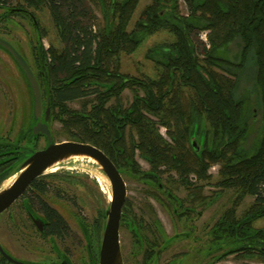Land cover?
<instances>
[{
	"label": "trees",
	"instance_id": "trees-1",
	"mask_svg": "<svg viewBox=\"0 0 264 264\" xmlns=\"http://www.w3.org/2000/svg\"><path fill=\"white\" fill-rule=\"evenodd\" d=\"M12 1L35 10L46 7L57 28L62 50L52 46L44 49L40 42L39 46L47 65L43 82L50 109L47 122L57 120L66 140L89 143L102 150L120 173L127 171L138 176L136 149L152 169L165 166L177 170L183 178L194 173L207 181L209 166L219 163L215 185L235 193L232 205L218 222L221 229L231 236L236 224L249 225L264 217V0H184L186 16H178L177 0H152L130 32L127 26L139 0H113V6L112 0H0V4ZM162 2L172 10L161 17L158 13ZM91 3L99 6L105 18L101 29L94 26ZM160 29H169L177 38L173 52L178 57L170 56L165 65H176V76L182 79L179 84L189 89L187 97L183 91L180 95L171 94L174 85H166L163 77H146L138 82L135 77L120 74L114 63L120 52H133L144 36ZM203 30L208 31L209 48L204 44L203 57L198 59L187 37L193 31ZM232 43L235 51L229 50ZM246 63L253 69V100L239 92ZM126 88L132 91L134 99L129 107L122 108L120 94ZM77 100L81 101V108L71 109L68 103ZM252 107L261 127L256 142L247 144ZM201 121L206 136L216 144L212 149L205 147L200 155L180 154L188 135H192L194 123L198 122L200 129ZM160 127L165 128L175 146L161 138ZM30 139L24 146L14 143L13 156L8 160L3 159L6 155L0 156V184L35 149ZM57 176H39L27 190L32 198H40L53 229L63 228L64 222L41 196L50 190L55 194L62 191L50 184L49 179ZM246 195L254 197V202L247 216L236 219L235 206ZM128 208L129 205L124 210L129 213ZM103 219L104 213L98 211L94 223L96 237L102 230ZM254 232L263 237L264 228Z\"/></svg>",
	"mask_w": 264,
	"mask_h": 264
},
{
	"label": "flooded vegetation",
	"instance_id": "flooded-vegetation-1",
	"mask_svg": "<svg viewBox=\"0 0 264 264\" xmlns=\"http://www.w3.org/2000/svg\"><path fill=\"white\" fill-rule=\"evenodd\" d=\"M161 4H162L161 11L158 13L159 16L162 17L163 15L170 14L172 10L171 7L169 5H166L165 2H162ZM31 10L34 9H32L29 5L22 3L20 4L15 1H12L11 3H7V4H0V22H4L6 21V19L12 16L20 17L21 19L30 22L32 24L34 32L37 34L35 44L33 46H30L29 49V51L32 53L31 55H33L32 60H30L28 54L20 50L19 46L14 41L9 40L8 38H4V39L7 40L22 56L24 61L28 64L31 72L33 73L37 81V84L39 85L41 92L40 118L41 121L44 122V117H45L44 111L48 106L47 97L46 94L44 93V88H43V82L44 79H46L47 65H46V61H44L41 58V53H40L39 42L41 41L40 34L42 32L40 27L37 25L35 17L32 15ZM173 14L177 16V13L175 11ZM178 16L180 15L178 14ZM165 30L173 36V40L168 43L156 45L153 49H151L152 54L149 57L152 59L158 72L157 76L152 77L151 79L158 80L160 77H163L164 80L166 81V85L169 84L174 85L173 89L170 90L171 94L178 93L180 95V92L183 91L184 96L187 97L189 89L179 84L182 83V79L177 78L176 76V73L178 72V70H176V65L175 66L172 65L169 68H166L165 65L167 61H169L168 59L170 56L178 57L173 52L174 46L177 42V38L171 31H169V29H165ZM156 31H153L149 35L155 33ZM192 34H197V32L193 31L187 37V39L189 40V43L193 44L195 48L194 54L196 55V57L198 59H201L203 57L201 55V52L204 44L206 45V48H209V45H207V43L202 42L200 40L201 36H198V34H197V38H199L198 40L199 42L193 41ZM149 35L144 36L140 44ZM140 44L138 46H140ZM0 50L3 51L10 58L12 63L17 68V71L23 76L27 88H29L27 80L24 74L22 73L16 60L12 58V56L2 48H0ZM248 65L249 64L246 63L244 66L247 67ZM214 68L219 70L216 67ZM135 78H137L138 79L137 81L140 82L141 80H144L146 77L143 78L135 77ZM137 90L139 92V96L141 97L142 89L139 88ZM130 92H131V101L127 106H124L122 104V108L129 107L130 104L132 103L134 96L131 90ZM110 103H112V101L109 102L108 104ZM30 111H31L29 116L30 122H28L27 128L24 129V131H22L21 133H19V135L15 140L12 139L10 135H7L12 130V126H10L7 129L6 135H0V156L6 155L5 158L3 159L8 160L10 157L13 156L14 153L13 148L15 145L14 143H16V145L24 146L26 141L30 138L32 139V143L35 144V149L32 151L42 149L45 146V138L43 135L32 134V128L36 124V121L33 120V115H32V102H31ZM256 116H257L256 110L254 107H252L251 118L249 119L250 130L246 142H248L252 124L258 120ZM52 121L55 120L53 119ZM49 122H51V120L48 122L46 121L44 123H46L50 128ZM199 124H200L199 125L200 129H198V122L194 123V126L192 128L193 129L192 135L190 136L188 135L187 141L184 144L185 149L180 150V154L200 155V153L205 147L212 149L216 144L212 140V138L206 136L204 123L201 121V123ZM260 124L259 127H261ZM127 129L128 128H126V130ZM125 133H126L125 138L126 140H128L129 134L127 131ZM160 136L166 143L172 146L176 145L175 141L166 133L165 136H163L160 133ZM40 139L44 141V145L42 147H38V141ZM134 139L137 142L136 135H134ZM254 142H256L255 139L252 141V143L249 144H254ZM221 147L222 146H220V148ZM137 157L142 159L140 157L139 150L136 149L134 151V160L136 162H137L136 159ZM142 160L147 164L148 168L146 170H143L137 162L139 166L140 176L133 174L131 172L128 173L127 171L125 173H120V172L119 173L122 179L123 177L130 178L134 181L140 182L145 186L144 193L148 196L147 198H151L160 208H162V210H165L167 213H169L173 231L169 236L166 234V232H164V230L162 229L161 225L157 220V217L155 216L153 208L148 204H145L144 211L146 212L145 214L149 215V218L145 219V216L143 214L141 216L136 215L133 211L132 204L128 200H126V196H125L124 205L121 209L119 229L121 227H126L132 239L131 244L134 248L132 255L140 256L139 264H161L160 261L161 255L164 254L165 252L172 251L174 247H180L179 242H185L186 243L185 247L182 246V248L178 250V252L175 253L173 252L170 255V259L166 260L162 264H212L209 263V261H207V255L210 254L212 251L218 250L221 247L224 248L226 245L228 246V248L224 250L223 253H221L219 256H214L216 262L217 260L220 261L229 255H234L238 259H241L243 261L251 260L257 257L258 259H261V261L264 262V235H262L263 237L256 235L258 232H254V231L258 229L253 228L252 226L253 222L249 225L246 223L236 224L235 226L236 230L234 231L235 234L228 236V232H225L221 229L222 227L219 226L218 224L219 221H218L216 223V227L213 226L210 232V235L212 237V243L210 244H212L211 245L212 247L208 248L205 239L206 235L201 234V232H198L197 235L196 228L193 224L194 215L201 214L200 208L202 204L206 202V197L203 194V186L204 183H206V181L197 178V176L194 173H190L187 177L183 178L178 174L177 170L167 169L165 166H158L156 169H152V167L144 159ZM214 168H216V172L219 175V169H220L219 163L211 164L207 170V174L210 175L211 171H213ZM147 173L149 174L148 176L150 177L144 176V174ZM182 182H184L185 184H183ZM28 188L29 186L26 188L24 193L18 199H16L8 207V209L4 211V212L9 211L11 209H14V207H16L15 209L17 210V214L14 213L9 218L8 232L10 233V236L12 238H16V239L20 236V237H24V239H28L29 241L31 238L34 239L35 237L36 239L38 238L40 240L39 241L40 243L43 240H47L51 247L50 253H53V255L51 254L52 257H50L49 259L46 258L43 259V257H40L38 258L39 261L30 262L25 258L13 254V252L9 251L0 241V249H2V251L11 259L10 261H8L7 259L4 258V256L0 252V264H95V258H96V263L98 264L99 245L95 244L94 241L95 240L94 223L96 217L92 220L90 224H85L86 222L82 219V223H81L82 226H80L79 228V231L81 233V237H80L77 233L76 234L74 233L78 231H76L73 228H70L67 221L55 209L60 215L62 221L64 222V227L61 229H56V228L53 229L51 228V221L47 219L44 211L42 210L41 202L39 201L40 198L38 197L32 198L31 193L27 192ZM176 189H178V191L181 190L184 193V196L181 197L176 195L174 191ZM220 189L222 188L220 187ZM61 193H63V190L59 191L58 194H55V197L60 200H64V198L61 196ZM244 197H247V195ZM248 197L252 198V203H251L252 205L254 202V197L252 196H248ZM41 199L46 204H48L44 200L43 195L41 196ZM240 202H242V200ZM239 203L235 206V211H234V216L236 217V219H242L244 218L245 215L247 216V211L251 206L249 205L246 211L243 212L242 215L238 216L236 209ZM127 205H129L128 208L130 209L129 213L124 210V208L127 207ZM49 207L51 206L49 205ZM168 208L170 209V212H168ZM221 219L222 217L220 218V220ZM176 226H178L179 229L178 228L176 229ZM223 233L227 235L225 239L222 238L224 237ZM263 233L264 232H262V234ZM73 238H75L76 240L74 241ZM68 240H70V242H72L76 247L82 246L83 244L82 241H84L86 256L85 259H81L80 263L73 259V248L70 247ZM21 244L24 245L23 242ZM187 254H190L189 259L183 261L182 259L188 257V256L185 257V255ZM121 260H122V255H121ZM122 264H123V260H122Z\"/></svg>",
	"mask_w": 264,
	"mask_h": 264
},
{
	"label": "rangeland",
	"instance_id": "rangeland-1",
	"mask_svg": "<svg viewBox=\"0 0 264 264\" xmlns=\"http://www.w3.org/2000/svg\"><path fill=\"white\" fill-rule=\"evenodd\" d=\"M119 1V0H118ZM152 3V0H139L136 9L132 13V17L127 26V31L130 32L135 28V24L139 18H141V12L145 6ZM92 5V6H91ZM91 11L95 16V28H103L105 25V18L99 8V6L91 3ZM177 10L178 14L182 16L187 15L186 5L184 0H177ZM34 13L35 19L39 24L41 29V45L44 49L52 46L57 50H62L63 45L60 41L57 28L47 10L46 7H41L37 10H31ZM111 20H109L110 22ZM208 31H198V36H201V41L204 43L208 42L207 38ZM197 34H192V39L195 42H199ZM37 34L34 32L32 24L27 22L20 17L12 16L6 19L4 22H0V37L8 38L14 41L20 48L21 51L29 55L30 60H32V53L29 51L30 46H33L36 41ZM173 40V36L167 32L165 29H160L155 33L149 35L145 40L138 46L133 52H120L117 59L114 61L121 74L128 75L131 77H156L157 69L149 57L152 54L151 49L156 45L168 43ZM29 43V44H28ZM229 50L235 51V46L232 43L229 45ZM229 55V54H227ZM33 62V61H32ZM118 62V63H117ZM252 67L248 65L243 70L241 75L240 90L239 92L248 97L255 98V94L251 90L250 76L252 74ZM131 101V92L129 88L123 90L121 94V102L124 106H127ZM31 94L29 88H27L23 76L17 71V68L12 63L10 58L0 50V135H6L7 129L12 126V130L9 134L12 139H16L19 133L27 128L29 116L31 113ZM68 106L71 109L79 110L81 106V101H70ZM257 117V116H256ZM258 119V120H257ZM251 126V132L248 138V142L252 143L254 139L257 138L259 133V118H257ZM49 126L52 130V135L54 141H68L67 136L62 132L61 124L56 120L49 122ZM160 133L165 136V128L160 127ZM44 141L40 139L38 141V147H42ZM138 164L143 170L148 168L147 164L140 159L136 158ZM52 172L57 174V177L51 178L50 184L52 187H58L63 190L61 196L64 200H60L55 197L54 190H50L48 193L43 195L44 200L54 209H56L63 218L67 221L70 228L75 229L81 237L79 228L82 223V219L86 222L85 224H90L92 220L97 217L98 211L104 213L110 198H107V191L110 193V185L99 170L98 166L92 161L85 158H72L68 161L56 165ZM48 171L45 175L50 174ZM210 178L204 183L203 194L206 197V202L202 204L200 215H194V226L196 232H201V234L206 235V245L208 248L212 247V237L210 232L216 223L220 221V218L224 216V212L230 208L235 199V193L232 189H220L219 186L215 185L219 175L216 172V168L210 173ZM125 181L126 189V200L132 204L133 211L136 215L145 216V219L149 218V215L145 214L144 211L145 204L151 206L154 210L155 216L162 229L169 236L172 230V223L170 220V215L165 210H162L155 201L144 193L145 186L140 182L134 181L130 178L123 177ZM13 177L6 179L1 185L0 189L6 187ZM8 181V182H7ZM176 195L184 196V193L178 189L174 190ZM178 191V192H177ZM146 197V198H145ZM146 200V201H145ZM242 202L239 203L237 207V215L240 216L246 209L251 205L252 198L244 197L241 199ZM203 203V202H202ZM11 209L9 211L0 214V241L3 245L13 254L20 256L29 260L30 262L39 261L38 258L43 257L49 259L52 257L53 253H50L51 247L47 240H40L34 237L29 241L24 239V237L12 238L9 229V218L14 213L17 214V210ZM168 212L170 209L168 208ZM22 218V217H21ZM79 221V222H78ZM101 222L102 226L104 224ZM254 229L264 228V217L255 220L252 223ZM178 226H176V229ZM179 229V228H178ZM102 232V230H101ZM101 232L95 236V244L100 243ZM224 238L227 236L225 233ZM203 235V236H204ZM77 236V235H76ZM77 238V237H76ZM74 241L76 240L73 238ZM203 239V237H202ZM27 240V241H26ZM131 237L128 233L126 227H121L119 229V245L122 255L123 264H139L140 256L132 255L134 248L131 244ZM24 243L22 245L21 243ZM70 247L73 248V259L80 263L81 259H85L86 251L84 248V241H82V246L76 247L70 240H68ZM185 242H179L180 247H174L172 251L165 252L161 255V264L166 260L170 259V255L174 252H178L185 247ZM228 246L224 248H219L216 251H212L207 255V261L214 264H264L261 259L257 257L251 260H241L234 255H229L222 260L216 262L214 256H219L226 250ZM52 254V255H51ZM188 256V257H187ZM190 254L185 255L186 261L189 259ZM212 256V257H211Z\"/></svg>",
	"mask_w": 264,
	"mask_h": 264
},
{
	"label": "water",
	"instance_id": "water-1",
	"mask_svg": "<svg viewBox=\"0 0 264 264\" xmlns=\"http://www.w3.org/2000/svg\"><path fill=\"white\" fill-rule=\"evenodd\" d=\"M111 11L110 15L112 13ZM0 48L8 52L16 60L25 76L32 99L33 120L36 121V124L32 128V134H40L45 138V146L42 149L26 154L18 162L17 168L4 179L5 181L13 177V180L6 187L0 189V214L8 209L24 193L34 179L45 175L48 171L54 173L52 172L54 170L51 169H55L56 165L72 158L90 159V161L92 160L98 166L110 185V200L104 211L105 221L100 237L98 264H122L119 245V221L121 209L125 201L126 189L119 171L99 148L89 143L70 140L61 142L54 141L50 128L44 123L49 118V106L44 111L45 117L44 122H42L40 118L41 92L28 64L15 48L1 37ZM0 252L5 259L8 261L11 260L2 249H0Z\"/></svg>",
	"mask_w": 264,
	"mask_h": 264
},
{
	"label": "bare ground",
	"instance_id": "bare-ground-1",
	"mask_svg": "<svg viewBox=\"0 0 264 264\" xmlns=\"http://www.w3.org/2000/svg\"><path fill=\"white\" fill-rule=\"evenodd\" d=\"M90 160V159H89ZM92 161V160H91ZM93 162V161H92ZM52 170V169H51ZM8 182V181H7ZM107 198L109 199L110 198V193H108L107 191Z\"/></svg>",
	"mask_w": 264,
	"mask_h": 264
}]
</instances>
